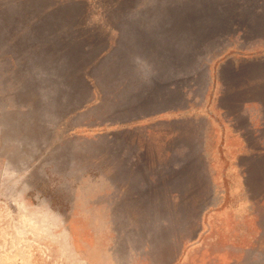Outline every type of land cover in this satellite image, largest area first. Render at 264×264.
I'll use <instances>...</instances> for the list:
<instances>
[{"label":"rangeland","instance_id":"obj_1","mask_svg":"<svg viewBox=\"0 0 264 264\" xmlns=\"http://www.w3.org/2000/svg\"><path fill=\"white\" fill-rule=\"evenodd\" d=\"M263 82L264 0H0V264H264Z\"/></svg>","mask_w":264,"mask_h":264},{"label":"trees","instance_id":"obj_2","mask_svg":"<svg viewBox=\"0 0 264 264\" xmlns=\"http://www.w3.org/2000/svg\"><path fill=\"white\" fill-rule=\"evenodd\" d=\"M264 88V87H263ZM194 155V156H193ZM189 157V159L187 161H185L184 165L182 166L183 168L181 169L182 171L186 172V179H190L192 176V174H194V171H198L200 170V163H201V158L199 159L198 156H196V154H193ZM196 158V160H195ZM198 163V164H197ZM191 174V175H190ZM191 176V177H190ZM184 177V178H185ZM190 177V178H189ZM194 178V177H193ZM197 179V178H196ZM197 181H201L200 183H204L203 180H198ZM201 184H199L200 186Z\"/></svg>","mask_w":264,"mask_h":264},{"label":"flooded vegetation","instance_id":"obj_3","mask_svg":"<svg viewBox=\"0 0 264 264\" xmlns=\"http://www.w3.org/2000/svg\"><path fill=\"white\" fill-rule=\"evenodd\" d=\"M263 87H264V82L263 83L250 84V85L246 86L247 91H251V92H253V94L258 95V97L256 98L257 100L264 102V88ZM159 186H160V184H159ZM204 208H205V206H204ZM201 210H204L203 205H202Z\"/></svg>","mask_w":264,"mask_h":264},{"label":"water","instance_id":"obj_4","mask_svg":"<svg viewBox=\"0 0 264 264\" xmlns=\"http://www.w3.org/2000/svg\"><path fill=\"white\" fill-rule=\"evenodd\" d=\"M203 209H204V205H203Z\"/></svg>","mask_w":264,"mask_h":264}]
</instances>
